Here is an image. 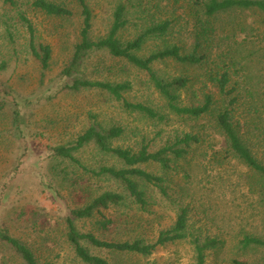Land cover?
Returning <instances> with one entry per match:
<instances>
[{
	"label": "rangeland",
	"instance_id": "obj_1",
	"mask_svg": "<svg viewBox=\"0 0 264 264\" xmlns=\"http://www.w3.org/2000/svg\"><path fill=\"white\" fill-rule=\"evenodd\" d=\"M33 1L14 0L15 5L10 6L0 0V229H8L25 242L42 264H84L66 241V219L72 211L87 206L95 195L112 191L124 197L120 205L104 212L112 224L103 231L96 219L74 220L80 233H92L106 241L151 244L160 232L174 225L179 210L185 208L187 238L158 247L149 256L115 255L85 245L108 264H194L190 237L220 242L219 248L206 254L205 264H264L263 249L244 250L240 245L246 236L264 241V208L257 181L243 164L225 153L213 114L197 120L174 115L145 71L101 50L85 56L75 78L126 84L124 100L147 106L161 118L128 111L121 101L102 90H67L69 81L61 71L80 41L79 7L76 0H46L72 12L70 17H53L35 9ZM86 2L92 15V41L108 34L114 10L123 4L127 24L117 35L121 41H131L150 27L170 22L167 33L148 38L138 56L147 57L171 46L179 47L183 54L191 53L196 8L190 0ZM21 15L33 28L35 46L48 45L51 49L44 72L30 53L29 34ZM254 21L249 13L222 15L215 21L217 37L205 63L185 66L166 60L154 62L151 69L166 82L189 79L187 88L178 92L179 106L200 105L203 95L211 94L220 107L225 98L208 78L217 63L216 53L227 54L226 49L240 52L246 60L236 72L244 73L240 86L248 92H243V105L235 108L233 122L241 126L250 151L264 165V29H257ZM92 123L104 131L120 128L122 134L111 145L134 152L142 146L156 152L184 134L199 135L200 143L191 146L185 158L174 161L169 171L155 164L137 166L162 177L167 193L164 197L159 189L142 184L146 206L140 208L109 178L93 177L55 157L56 147L72 144ZM74 156L90 170L123 168L117 159L100 153L93 145ZM0 264L20 263L0 245Z\"/></svg>",
	"mask_w": 264,
	"mask_h": 264
},
{
	"label": "trees",
	"instance_id": "obj_2",
	"mask_svg": "<svg viewBox=\"0 0 264 264\" xmlns=\"http://www.w3.org/2000/svg\"><path fill=\"white\" fill-rule=\"evenodd\" d=\"M196 8L194 17L195 31L193 33L194 44L189 54H183L177 46L167 47L163 50L151 53L147 57H140V52L145 41L152 36H163L170 27L169 21H163L156 26L145 30L141 35L131 41H121L118 33L127 24V7L119 4L113 12V20L108 34L92 41L89 37L91 30V11L86 0H76L82 18L80 41L75 45L69 63L61 71V76L69 81L66 89L79 92L86 89H98L106 92L122 106L131 112H137L151 119L161 118L157 113L142 104L129 103L123 98V93L128 89L126 84H114L109 82L90 81L75 78L85 56L91 51H105L113 58L126 60L134 67L145 71L154 89L165 100L167 109L174 115L197 120L203 116L213 114L214 123L219 134L225 142V153L239 163L243 164L257 181V193L259 202L264 208V165L259 162L249 149V146L241 135V126L233 122L235 108L243 105V92H248L240 86L239 79L245 77L236 72L237 66L246 59L238 51L229 53H216L214 69L208 75L209 82L213 84L218 94L225 99L222 106L211 94L203 95V101L197 106L182 107L178 105V92L187 88L189 79L180 77L169 82L157 77L151 69V65L157 61H174L185 66H199L207 61L210 52L213 50L211 44L217 37L215 21L218 17L227 14H251L256 21L257 29H264V0H190ZM4 4L15 5L14 0H3ZM32 6L48 16L70 17L72 12L66 7L48 2L46 0H34ZM20 20L25 25L29 34V50L35 60L38 61L41 70L48 69L51 59V49L48 45L35 46L34 33L30 22L21 15ZM254 24V23H253ZM243 29V28H242ZM241 29V30H242ZM264 33V30H263ZM206 52V53H204ZM240 70V69H239ZM244 71V67L243 70ZM232 85V87H231ZM241 105V106H242ZM122 130L117 127L101 130L95 123L80 134L72 144L59 146L54 149L55 157L67 160L85 173L93 177H107L119 185L127 195L140 208L146 206V193L141 188L142 184L153 186L159 189L166 197L167 193L163 188L164 179L137 168L141 164H155L164 171L171 170L174 161L185 158L191 146L200 143L199 135L184 134L175 139L170 146H165L156 152H149L146 146H142L137 152L129 149L117 148L111 145L113 139L118 138ZM93 145L104 155H110L117 159L123 168L100 167L98 170H90L84 167L74 154L85 147ZM124 201V197L112 191H105L95 195L93 200L81 209L71 212V217L66 219V241L75 253V256L84 264H108L106 259L93 255L85 245L95 249L104 250L110 254L122 255L133 254L138 256H149L156 248L167 243L182 241L187 238V209L181 208L176 215L174 225L158 234L154 243L146 244L141 240L131 242L106 241L92 233H80L74 220L96 219L97 226L105 231L112 221L105 217L104 212L110 206H118ZM194 252V264H205L206 254L214 251L220 246L216 239H200L190 237ZM0 245L11 252L20 264H42L37 259L34 251L22 240L11 235L6 228L0 229ZM244 250L263 249L264 241L259 238L244 237L240 242Z\"/></svg>",
	"mask_w": 264,
	"mask_h": 264
}]
</instances>
